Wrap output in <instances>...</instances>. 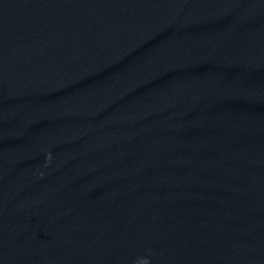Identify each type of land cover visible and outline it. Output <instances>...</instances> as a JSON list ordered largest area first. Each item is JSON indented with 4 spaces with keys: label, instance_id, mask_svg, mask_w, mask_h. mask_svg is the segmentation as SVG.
<instances>
[{
    "label": "water",
    "instance_id": "water-1",
    "mask_svg": "<svg viewBox=\"0 0 264 264\" xmlns=\"http://www.w3.org/2000/svg\"><path fill=\"white\" fill-rule=\"evenodd\" d=\"M0 264H264V0H0Z\"/></svg>",
    "mask_w": 264,
    "mask_h": 264
}]
</instances>
